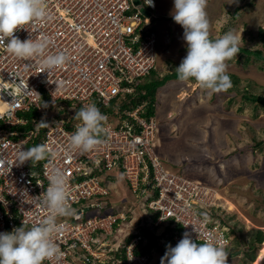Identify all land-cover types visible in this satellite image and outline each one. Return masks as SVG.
<instances>
[{"label":"built area","instance_id":"built-area-1","mask_svg":"<svg viewBox=\"0 0 264 264\" xmlns=\"http://www.w3.org/2000/svg\"><path fill=\"white\" fill-rule=\"evenodd\" d=\"M153 4L148 6L145 0H48L51 18L27 25L15 35L22 41L30 35L48 37L49 53L64 52L70 57L61 68L48 70L43 58L25 61L0 48V232H11L23 222L31 226L48 214L41 206L42 194L51 170L62 169L69 202L77 212L58 218L63 225L54 235L63 253L58 264H150L148 254L135 253L144 241L138 235L114 260L121 244L116 246L113 239L127 217L121 212L100 214L110 196L106 183H114L105 181L104 175L117 178L123 174L132 195L140 182L145 185L139 197L144 198L145 211L156 216L148 223L173 229L172 247L185 232L197 243L211 238L213 243L229 246L227 228L211 213L223 211L222 197L215 189L187 182L163 167L152 151L154 116L143 115L145 104L123 108L119 116L107 118L106 143L95 150L81 154L69 148V137L78 123L70 118L77 110L91 103L97 107L120 104L155 68L156 36L151 26L155 0ZM142 11L149 15L145 17ZM30 112L34 118L29 121L25 116ZM41 119L49 127L41 129L40 144L57 151V157L33 168L31 162L17 165V153L30 148ZM97 171L103 176H97ZM148 188L155 190V198L149 199ZM203 211L210 214V222L199 215Z\"/></svg>","mask_w":264,"mask_h":264},{"label":"rangeland","instance_id":"rangeland-1","mask_svg":"<svg viewBox=\"0 0 264 264\" xmlns=\"http://www.w3.org/2000/svg\"><path fill=\"white\" fill-rule=\"evenodd\" d=\"M248 2L207 0L210 38L215 40L229 31L241 33L240 48L264 54L256 39L258 29L264 28V0H254L252 8L246 6ZM155 3L151 15L158 57L156 76L162 77L179 66L187 46L183 28L171 21L174 0ZM138 6L143 9L140 3ZM237 7L242 8L233 17ZM247 56L237 54L226 61L227 74L237 79L230 78L232 87L226 92L212 93L190 79L165 83L157 92L154 114L152 151L163 167L187 182L215 189L222 197L220 219L234 230V235L229 234L228 253L238 249L237 238L247 242L252 229L264 230V108L242 99L244 92L264 96V60ZM257 143L262 144L258 149ZM116 177V182L106 185L110 190L108 213L115 210L127 217L113 239L119 246L151 216L144 209V198L133 196L124 177ZM161 258L154 254L151 264H161ZM239 260L228 259L227 264Z\"/></svg>","mask_w":264,"mask_h":264},{"label":"clouds","instance_id":"clouds-1","mask_svg":"<svg viewBox=\"0 0 264 264\" xmlns=\"http://www.w3.org/2000/svg\"><path fill=\"white\" fill-rule=\"evenodd\" d=\"M145 4L154 7L153 0H145ZM206 7L207 0H174L171 16L183 28V40L187 46V54L175 70L181 81L194 79L202 89L212 93L226 92L232 87L226 61L237 57L242 36L241 33L229 31L220 38L211 39ZM50 18L48 0H0V48L25 61L43 58L42 64L48 70L63 67L70 57L64 52L49 53L48 37L33 39L30 35L22 41L15 35L27 29V25L35 26L37 22ZM47 106L44 103L43 107ZM72 119L78 123L69 137L70 149L84 154L106 143L107 117L94 103L82 106ZM36 126L38 129L49 127L44 119ZM57 155L58 152L47 144L21 148L17 153V165L31 162L33 168L39 162L54 159ZM120 178H123V174ZM48 181L41 201L48 214L31 226L23 222L22 226L13 228L11 232H0V264H44L45 261H56L58 264L63 257L54 241V235L63 230V225L57 221L60 217L74 216L77 210L69 202L65 172L53 168ZM199 215L205 223L211 221L207 211ZM228 256L222 241L213 243L210 238L209 241L197 243L191 233L185 232L175 247L167 246L161 264H165V261L167 264H227Z\"/></svg>","mask_w":264,"mask_h":264},{"label":"trees","instance_id":"trees-1","mask_svg":"<svg viewBox=\"0 0 264 264\" xmlns=\"http://www.w3.org/2000/svg\"><path fill=\"white\" fill-rule=\"evenodd\" d=\"M254 0H250L246 4L247 7L252 8ZM242 7H237L235 11L233 12L232 16L237 17L238 16V11ZM172 22H174L173 19H171ZM151 26L154 30L153 22L151 23ZM250 34V31H248ZM212 39V38H211ZM260 44L261 47L264 48V28H259L257 32V38H256ZM238 54H246L249 56H252L256 60H264V54L260 51H250L246 48H240V52ZM247 58L246 62L247 63ZM156 66H158V57H156V62H155V68L151 70V72L145 77L142 83L137 84L135 86L134 92L131 95H128L125 97V100H123L120 104H116L115 102H112L108 107H98L100 111L106 115L107 118H110L112 116L117 117L121 114V110L123 108H130L134 107L138 104H145V111H144V116L146 118L148 117H153L155 114L156 110V105H157V92L159 88H161L165 83L170 82V81H178V75L176 73V70L171 72L170 74H166L162 77H157L156 76ZM230 78L234 79V82H237V79L234 76H230ZM191 81H195L194 79H190ZM242 99L248 102H251L261 108H264V96H255L251 95L247 92H244L242 94ZM44 104V102H42ZM114 109V110H113ZM116 110V111H115ZM78 111V110H77ZM25 117L29 118V121L31 118H34V114L30 112L28 115ZM75 120L70 118V122H74ZM30 126L29 124L27 125L28 129ZM43 129V128H42ZM42 136L41 129L37 128V136L35 139L32 141L30 148L36 145L40 144V139ZM261 143L256 144V149L261 147ZM97 176H103V172L97 171ZM104 180L108 182H115L116 178L112 176H105L104 175ZM104 184V183H103ZM145 187V185L140 182L139 183V188L138 192L134 194L133 196L139 197L141 190ZM129 191V189H128ZM149 192V199H153L156 197V192L152 188H148L147 190ZM111 210V206L108 203V201H105L103 204V207L100 211L101 215L106 214L108 211ZM112 214L118 213V211L112 210ZM211 213L214 217H217L220 224L228 227V236L229 234L234 235V230L232 227L229 225L225 224L224 221L220 219V214L222 213L221 211L217 210H211ZM150 218L152 220L156 219V216L154 214H150ZM116 228V227H115ZM137 228V227H136ZM135 228V229H136ZM159 228H162V231L159 234H156V232L159 230ZM153 227L152 224L145 223L143 225L138 226V232L129 234L127 237H125L120 245V247L117 248L115 253L113 254L114 260L120 259L123 253V247L124 245L134 236H140L144 241L140 244L138 249L136 250V254H148L150 257L149 263L151 264V261L153 259L154 254H158V256L163 257L164 253L167 250V246L171 245L170 242V234L173 231V229H170L169 226H159ZM264 243V230L261 229H252L248 233V240L247 242H244L243 240H240V238H237V245L238 249L233 251L232 253L229 252L228 259H236L240 258L238 264H252L255 259L257 252L260 250V247ZM228 249V247L226 248Z\"/></svg>","mask_w":264,"mask_h":264},{"label":"bare ground","instance_id":"bare-ground-1","mask_svg":"<svg viewBox=\"0 0 264 264\" xmlns=\"http://www.w3.org/2000/svg\"><path fill=\"white\" fill-rule=\"evenodd\" d=\"M264 261V244L261 245L260 250L257 253V257L252 264H261Z\"/></svg>","mask_w":264,"mask_h":264},{"label":"water","instance_id":"water-1","mask_svg":"<svg viewBox=\"0 0 264 264\" xmlns=\"http://www.w3.org/2000/svg\"><path fill=\"white\" fill-rule=\"evenodd\" d=\"M142 14L145 16V17H147L149 14H148V12H146V11H142Z\"/></svg>","mask_w":264,"mask_h":264},{"label":"crops","instance_id":"crops-1","mask_svg":"<svg viewBox=\"0 0 264 264\" xmlns=\"http://www.w3.org/2000/svg\"><path fill=\"white\" fill-rule=\"evenodd\" d=\"M218 1V0H217Z\"/></svg>","mask_w":264,"mask_h":264}]
</instances>
